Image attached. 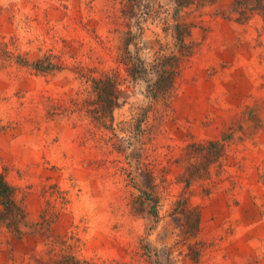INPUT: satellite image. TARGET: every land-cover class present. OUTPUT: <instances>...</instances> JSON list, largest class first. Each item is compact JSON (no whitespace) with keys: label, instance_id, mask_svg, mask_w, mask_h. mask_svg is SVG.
I'll use <instances>...</instances> for the list:
<instances>
[{"label":"rangeland","instance_id":"rangeland-1","mask_svg":"<svg viewBox=\"0 0 264 264\" xmlns=\"http://www.w3.org/2000/svg\"><path fill=\"white\" fill-rule=\"evenodd\" d=\"M175 1L0 0V173L25 212L19 231L0 221V264H264V0L178 19Z\"/></svg>","mask_w":264,"mask_h":264},{"label":"trees","instance_id":"trees-1","mask_svg":"<svg viewBox=\"0 0 264 264\" xmlns=\"http://www.w3.org/2000/svg\"><path fill=\"white\" fill-rule=\"evenodd\" d=\"M195 0H176L175 7V19H178L179 8L185 6L186 4L192 3ZM175 38L179 43L183 45L184 36L189 34L188 28H182L181 22L177 21L174 26ZM178 55L173 54L164 57L162 61L158 63V68L154 73H156V80L153 82L152 86L158 83V86H155V89H152L151 83L148 85L150 87V92L153 95L154 92L166 91L171 86V82L168 85H162L160 82L164 81L166 77L169 79L178 72L179 66H175L178 62ZM136 59V60H135ZM170 60L171 65H167L166 61ZM18 63H21L24 66H29L38 71H49L54 70L60 67V64L52 61L50 58H38L35 60H28L23 56H18ZM128 66L130 72L135 74H143L145 72L144 67L142 66V61L138 58H131V61L128 60ZM92 90L94 92V102L97 105L96 115L99 124L109 127L107 122L112 119V110L115 106L118 105V94L116 91V82L114 79L107 74H100L99 76H93L90 78ZM17 188L10 184L4 174L0 173V221L8 227L15 228L19 231L18 224L22 222L25 218V212L22 204L19 200L16 199ZM154 209V207H152ZM155 213V212H154ZM73 257V256H72Z\"/></svg>","mask_w":264,"mask_h":264}]
</instances>
